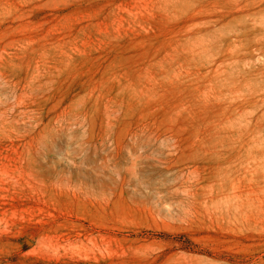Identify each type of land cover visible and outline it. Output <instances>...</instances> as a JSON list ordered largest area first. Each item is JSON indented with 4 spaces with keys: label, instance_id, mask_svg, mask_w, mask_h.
<instances>
[{
    "label": "rangeland",
    "instance_id": "374dc122",
    "mask_svg": "<svg viewBox=\"0 0 264 264\" xmlns=\"http://www.w3.org/2000/svg\"><path fill=\"white\" fill-rule=\"evenodd\" d=\"M0 264H264V0H0Z\"/></svg>",
    "mask_w": 264,
    "mask_h": 264
}]
</instances>
